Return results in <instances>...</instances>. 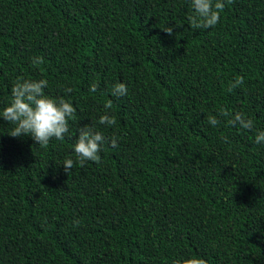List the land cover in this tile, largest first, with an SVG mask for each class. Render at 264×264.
I'll use <instances>...</instances> for the list:
<instances>
[{"label":"trees","instance_id":"trees-1","mask_svg":"<svg viewBox=\"0 0 264 264\" xmlns=\"http://www.w3.org/2000/svg\"><path fill=\"white\" fill-rule=\"evenodd\" d=\"M190 14L191 0H0V112L18 79L76 108L47 147L0 117V264H264V0H232L206 30ZM84 125L118 147L67 174Z\"/></svg>","mask_w":264,"mask_h":264},{"label":"clouds","instance_id":"clouds-1","mask_svg":"<svg viewBox=\"0 0 264 264\" xmlns=\"http://www.w3.org/2000/svg\"><path fill=\"white\" fill-rule=\"evenodd\" d=\"M232 0H191L192 14L189 15V26L192 29L214 28L220 21V14L226 4ZM180 25H175L179 27ZM173 27L163 29L168 35L173 34ZM42 57L32 58L33 66L42 64ZM244 77L238 76L229 82L228 91L231 92L244 84ZM48 86L46 79L39 80H17L11 88L12 99L6 106L0 117L9 124L15 125L10 133L12 137L30 136L41 147H47L53 139L64 140L69 134V123L76 113L73 104L64 98H53L45 94ZM98 82H93L89 90L96 92ZM71 93V88H66ZM128 94V87L125 83H117L113 86L111 95L122 97ZM113 102L109 100L105 105V112L99 117L98 123L108 127L116 124L115 116L110 114ZM219 116L226 118L227 123L240 129L252 131L254 123L252 119L246 118L242 112L231 113L227 109H221ZM208 123L215 127L220 123L218 116L209 115ZM118 137H106L103 132L95 130L92 125H84L78 129L77 142L74 145L76 160L66 158L63 162L64 171L69 174L76 163L83 166L87 161L101 162L100 152L105 144L111 147H118ZM226 139V138H225ZM255 143H264V131H259L255 136ZM79 221H74L78 224ZM176 264H207L203 258L193 257L184 261H177Z\"/></svg>","mask_w":264,"mask_h":264}]
</instances>
